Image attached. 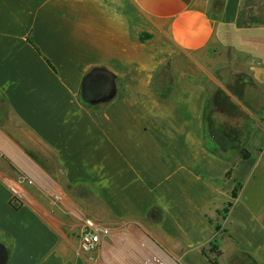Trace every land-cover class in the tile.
Listing matches in <instances>:
<instances>
[{"label":"crops","instance_id":"1","mask_svg":"<svg viewBox=\"0 0 264 264\" xmlns=\"http://www.w3.org/2000/svg\"><path fill=\"white\" fill-rule=\"evenodd\" d=\"M241 3L0 0V264H129L150 251L209 264L214 236L219 264H264V25L238 27ZM94 68L116 86L90 108L80 88ZM220 96L247 117L218 115L243 128L247 159L206 138L204 105ZM19 175L59 201L25 187L13 207ZM84 217L110 227L89 254L71 235Z\"/></svg>","mask_w":264,"mask_h":264},{"label":"trees","instance_id":"2","mask_svg":"<svg viewBox=\"0 0 264 264\" xmlns=\"http://www.w3.org/2000/svg\"><path fill=\"white\" fill-rule=\"evenodd\" d=\"M264 25V0H242L239 12H238V27H251L254 25ZM103 77V76H102ZM108 83L109 81L103 77ZM91 80L85 77L82 80L81 88H80V100L86 107H90V100L85 96L84 89L90 83ZM165 91L160 92V97H165ZM113 97V92L111 91L110 84H108V89L103 93L102 98L99 102L93 104L92 107L96 105H100L102 100L109 101ZM220 103H218L219 108H216L214 105V99L208 98L205 102L203 109V118L206 127V138L209 140L213 139L221 148H229L233 151H237L239 153L240 159H247L249 153L243 147L242 143L246 135H244L243 128L232 125L229 121L224 119H219V114L225 112L224 109L221 108L226 105V107H230L234 109L235 112L229 111L228 118L231 114L235 115L237 120L241 122L247 121V117L243 113H239L237 108L232 105L229 99L225 96L221 98ZM104 103V102H103ZM235 118V117H233ZM209 142V141H208ZM208 144V143H207ZM210 145V144H209ZM231 170L227 173V177L230 175ZM233 197H235V193H233ZM17 208V207H15ZM226 208L224 209V212ZM223 212V211H222ZM219 225H216V231L219 230ZM201 254L207 259L209 264H219L218 258L220 257V251L218 249V238L214 236L207 244L206 247L201 249Z\"/></svg>","mask_w":264,"mask_h":264},{"label":"built area","instance_id":"3","mask_svg":"<svg viewBox=\"0 0 264 264\" xmlns=\"http://www.w3.org/2000/svg\"><path fill=\"white\" fill-rule=\"evenodd\" d=\"M33 185V180L25 175H19L14 182L8 185L10 192V204L13 207L21 206L25 201V187ZM110 227L102 222L88 217L82 218L79 249L85 254L94 252L99 247L102 239L108 237ZM144 244H142L143 246ZM129 264H170L169 261L159 253L150 251L145 257L131 261Z\"/></svg>","mask_w":264,"mask_h":264},{"label":"rangeland","instance_id":"4","mask_svg":"<svg viewBox=\"0 0 264 264\" xmlns=\"http://www.w3.org/2000/svg\"><path fill=\"white\" fill-rule=\"evenodd\" d=\"M222 57V56H221ZM224 58V56H223ZM227 58V57H225ZM225 60V59H224ZM227 60V59H226ZM220 65H216V66H212L211 67V73L216 76V78L219 80V82H221L222 86L224 88H226V90H229L231 93H234L235 95L236 94H239L240 98L241 99H244V96H243V92L240 90L239 86H238V81H237V77H235V75L233 76H229L225 71L224 69H220ZM206 86L207 83H206ZM213 91V90H212ZM237 96V95H236ZM240 99V100H241ZM231 118H233V114L230 115ZM27 193L28 195L30 196H34V197H41V198H46L47 200V203L48 205L50 204V201H54V202H58V196L56 197L55 194H50L49 192H44L42 190V187L41 186H38L36 183H34L33 185H30L28 186L27 188ZM54 195V196H52ZM82 200H84V197H82ZM51 207V206H50ZM52 208H53V205H52ZM64 218H66L69 222L71 223H78L77 220H71L68 216H65ZM79 234H80V231L78 229V227H74L72 230H71V235H72V241L73 243L75 244L76 247H78V242H79ZM93 256V255H92Z\"/></svg>","mask_w":264,"mask_h":264},{"label":"flooded vegetation","instance_id":"5","mask_svg":"<svg viewBox=\"0 0 264 264\" xmlns=\"http://www.w3.org/2000/svg\"><path fill=\"white\" fill-rule=\"evenodd\" d=\"M108 84L102 76L92 79L84 89L85 96L92 101L102 98L103 93L108 89Z\"/></svg>","mask_w":264,"mask_h":264},{"label":"water","instance_id":"6","mask_svg":"<svg viewBox=\"0 0 264 264\" xmlns=\"http://www.w3.org/2000/svg\"><path fill=\"white\" fill-rule=\"evenodd\" d=\"M98 76L105 77L109 81L111 91L113 92L115 90V86H116L115 85V77L111 72L107 71L106 69L94 68L89 73L86 74V78L89 80H92ZM99 101H100V99H96V100L90 101V104H94V103L99 102Z\"/></svg>","mask_w":264,"mask_h":264}]
</instances>
